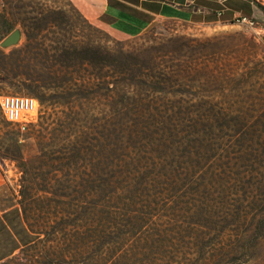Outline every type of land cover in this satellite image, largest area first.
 Wrapping results in <instances>:
<instances>
[{
    "label": "rangeland",
    "instance_id": "1",
    "mask_svg": "<svg viewBox=\"0 0 264 264\" xmlns=\"http://www.w3.org/2000/svg\"><path fill=\"white\" fill-rule=\"evenodd\" d=\"M254 4L256 29L156 20L118 39L70 0H0V95L49 98L19 137L25 173L0 161V211L7 183L63 194L35 203L28 218L48 232L7 264H264ZM9 28L21 38L3 47Z\"/></svg>",
    "mask_w": 264,
    "mask_h": 264
},
{
    "label": "crops",
    "instance_id": "2",
    "mask_svg": "<svg viewBox=\"0 0 264 264\" xmlns=\"http://www.w3.org/2000/svg\"><path fill=\"white\" fill-rule=\"evenodd\" d=\"M70 1L92 25L118 39L137 36L156 20L219 25L236 14L260 15L254 4L259 0Z\"/></svg>",
    "mask_w": 264,
    "mask_h": 264
},
{
    "label": "trees",
    "instance_id": "3",
    "mask_svg": "<svg viewBox=\"0 0 264 264\" xmlns=\"http://www.w3.org/2000/svg\"><path fill=\"white\" fill-rule=\"evenodd\" d=\"M80 16H82L84 22L92 25L81 13ZM11 30L12 28L7 29L5 31L6 34H9ZM45 41L43 37L39 40L37 45L43 47L46 45ZM31 46L32 42L27 36V40L20 50H26ZM84 63L85 62H83V64ZM42 86L43 85H41V87ZM32 95L39 100L41 105L45 104L49 99L44 93L32 92ZM0 125L3 128V132H0V161L4 162V160H9L11 162H17V167L24 171L30 163V159H26L24 154V146L26 145L20 142L19 137H25V133L16 125L6 121L1 108ZM29 127L30 126L26 129H29ZM43 157H45L44 154ZM23 173H25V171ZM6 188L10 192L13 203L8 207H1L0 264H7L18 258L19 254L36 244V242L41 239L40 237L48 232V230L34 225L28 218V214L33 210L35 203L38 204V201L49 198L48 193H53L54 197H52V200L56 204H59L60 198L63 195L51 192V190L46 187L33 188L31 186L21 185L20 188H17L7 183Z\"/></svg>",
    "mask_w": 264,
    "mask_h": 264
},
{
    "label": "built area",
    "instance_id": "4",
    "mask_svg": "<svg viewBox=\"0 0 264 264\" xmlns=\"http://www.w3.org/2000/svg\"><path fill=\"white\" fill-rule=\"evenodd\" d=\"M233 21L255 29L258 24L255 18L243 14H236ZM0 108L6 121L24 131L30 123L31 116L38 110V100L29 95L3 94L0 95Z\"/></svg>",
    "mask_w": 264,
    "mask_h": 264
},
{
    "label": "water",
    "instance_id": "5",
    "mask_svg": "<svg viewBox=\"0 0 264 264\" xmlns=\"http://www.w3.org/2000/svg\"><path fill=\"white\" fill-rule=\"evenodd\" d=\"M21 38V32L20 30L16 29L13 32H11L4 40L1 42V45L3 47H8L11 45L16 44Z\"/></svg>",
    "mask_w": 264,
    "mask_h": 264
}]
</instances>
